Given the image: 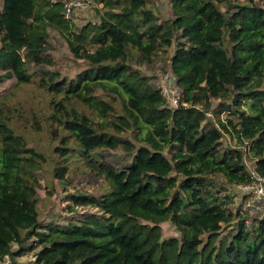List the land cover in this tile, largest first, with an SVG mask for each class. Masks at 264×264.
I'll use <instances>...</instances> for the list:
<instances>
[{
  "label": "trees",
  "instance_id": "16d2710c",
  "mask_svg": "<svg viewBox=\"0 0 264 264\" xmlns=\"http://www.w3.org/2000/svg\"><path fill=\"white\" fill-rule=\"evenodd\" d=\"M121 3L115 11V2H106L108 10L91 36L97 43L93 52L82 54L83 43L70 41L87 60L86 71L70 80L42 71V84L50 83L62 97L53 98L50 115L37 116L33 124L42 130L41 120L49 123L60 160L79 143L88 166L105 176L112 190L101 198L73 194L72 207L97 211L64 228L39 231L36 170L46 157L29 146L12 113L0 106V261L21 255L36 237L42 247L34 264H264V218L249 229L245 215H235L220 197L226 187L212 189L218 175L226 185L252 180L242 146L250 148L256 171L264 176V8L254 0H170L172 17L159 23L149 0ZM48 26L73 36L60 4L3 0L0 68L18 83L31 82L30 66L50 64L44 55ZM85 36L74 34L81 42ZM175 40L172 67L185 104L169 108L155 83L131 64L152 62ZM98 90L118 94L122 109L115 111ZM79 100L103 120L80 110ZM222 112H228L225 120ZM131 130H138L136 141L125 135ZM224 134L236 139V146L222 149ZM121 144L130 157L123 169L92 160L96 150ZM68 170L63 165L55 172L64 179ZM234 220L232 239H218L223 224ZM166 221L181 234L164 238Z\"/></svg>",
  "mask_w": 264,
  "mask_h": 264
},
{
  "label": "rangeland",
  "instance_id": "374dc122",
  "mask_svg": "<svg viewBox=\"0 0 264 264\" xmlns=\"http://www.w3.org/2000/svg\"><path fill=\"white\" fill-rule=\"evenodd\" d=\"M108 1L109 0H93V6L89 8V11L84 12L80 17L72 19L71 27L73 36L68 32H61L59 29L48 26V38L44 55L45 58L50 61V64L45 62L40 66H30V68L34 67V71L31 70L32 75L30 83H18L16 76L13 74L8 75L5 69L0 68V106L12 113L14 117L12 122L16 124L17 131L26 137L29 146L34 147L46 157V161L41 162L36 170V175L41 184L38 188V192L40 200H42L40 201V211L42 215L40 217L38 230L42 232H48L53 227L64 228L65 225L76 222L78 219H82L88 214L97 211L89 206L72 207L71 196L73 194H91L101 198L108 195L112 190L109 180L105 176L98 175L91 166H88L83 155V149L79 143H77L76 151L73 152V154L69 155L65 160H60L61 158L54 152V148L58 145V139L52 138L49 131V123L42 119V130L33 127L37 116L44 117L50 115L52 111V106L50 104L51 100H53V98L57 100L62 97L61 93H53L49 88L50 83L47 85L44 83L42 84L44 75L42 71L49 70L53 73L59 72L60 77L57 78V80H70L76 79L89 68L87 60L84 57H79L74 50H72L70 41L75 45L77 43H83L82 45L84 47L80 50L82 54L95 50L97 43L93 42L91 38L95 30V26L92 24L95 21H100L101 16L108 10L106 6V2ZM121 1L122 0H113V2H115V7H117L115 11H119L122 4ZM254 1L258 6L264 8V0ZM2 2L3 0H0V9L2 8ZM149 2V8L154 10L159 23L172 17L170 0H149ZM221 10L225 11L226 6H222ZM88 27L91 31L90 34H88L86 30L89 29ZM76 33L86 34L83 42L74 38V34ZM2 34L0 30V47ZM177 48L178 42L175 40L173 45L168 49L163 52L155 53L152 57V62H142V64H140L135 60L132 62L131 67L139 71L150 83H156V81L161 82L163 72L170 71L173 73L172 58ZM97 94L102 95V98L107 102H111L114 107H116L115 111H120L122 109V101L118 94L105 93L103 90H98ZM217 102L218 100L213 102L212 109H214V105ZM77 103L80 105H78L80 110L84 108L96 121L103 120L98 111L89 110L88 107H84V103L80 100L77 101ZM114 115L115 113H111L107 119H111ZM222 117H225V114H222ZM214 119H218V117ZM109 130L114 131L111 127ZM136 133H138V130H131L126 132L125 135L130 140L136 141L134 139ZM222 143V149L232 147L236 144L235 139H232L230 136H225L222 139ZM172 153V148L167 146L165 150L167 157L171 158ZM92 160L98 164L106 163L114 165L120 169L130 164V157L122 149V144L116 149L104 148L96 150L95 154L92 156ZM63 165L67 166L69 170L64 179H60L56 175L55 169ZM172 174L175 175L174 173ZM215 180L216 182L213 183L214 185L212 186L213 192L225 187L226 184L223 176L218 175ZM176 188L177 187L174 189ZM228 205L233 212L237 210V206L233 203H228ZM187 212L193 214L194 210L187 209ZM243 215L249 220L247 224L249 229L251 228L252 221L260 219L258 216H254L250 213H245ZM236 221L237 220H234L229 224L224 223L218 239L221 240L222 238H226L231 240L237 229ZM230 231H232V234H229ZM162 233L164 238H169L171 236H179L181 231L178 227L166 221L162 224ZM206 238L207 236H205L204 241H206ZM219 243L220 241L216 242V247L219 246ZM25 246L28 250L19 256L9 255V257L6 260H2L0 264H8V259H11V264H34L37 252L41 249L42 245L36 237H33ZM12 248L13 251H16L18 248L17 244L13 243Z\"/></svg>",
  "mask_w": 264,
  "mask_h": 264
},
{
  "label": "built area",
  "instance_id": "2783aa9c",
  "mask_svg": "<svg viewBox=\"0 0 264 264\" xmlns=\"http://www.w3.org/2000/svg\"><path fill=\"white\" fill-rule=\"evenodd\" d=\"M51 2L54 4L58 3L62 6V14L70 24L73 21L72 19L82 16L84 12L89 11V8L93 6V0H51ZM98 23L100 21H95L92 25ZM155 86L160 90L169 108H178L181 104H185L183 103V93L177 83V78L170 71L163 72L162 81H156ZM222 114H225V117H222ZM208 115L212 116L210 112ZM227 116L228 112H222L220 115L223 120ZM225 136L229 135L224 134ZM242 149L244 151L243 158L252 175V180L247 183L227 184V187L225 186L226 189H221L219 195L226 199V201H229L228 203H233L237 206V210L234 212L235 215L240 216L245 213H250L262 219L264 218V176L257 173L256 159H253L251 156L250 148L248 146H242ZM248 221L246 218V225ZM8 257L9 255H6L3 260H6ZM10 261L11 259H8V264L12 263Z\"/></svg>",
  "mask_w": 264,
  "mask_h": 264
}]
</instances>
